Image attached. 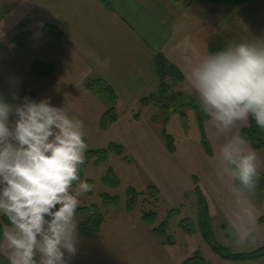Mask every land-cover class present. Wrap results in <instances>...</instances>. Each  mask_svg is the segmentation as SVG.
I'll use <instances>...</instances> for the list:
<instances>
[{"label":"crops","instance_id":"1","mask_svg":"<svg viewBox=\"0 0 264 264\" xmlns=\"http://www.w3.org/2000/svg\"><path fill=\"white\" fill-rule=\"evenodd\" d=\"M250 2L252 0L240 6L219 4L222 15L212 19L204 11L205 6L195 14L193 2L183 7L175 0H0V67L10 70V80L20 76L25 82L28 77L25 84L28 81L31 91L43 85L47 99L53 105L63 107L70 117L83 122L85 139L88 136L99 138L101 133L109 131L127 156L135 160L145 157V170L164 174L152 184L159 189L163 199L176 201L174 199L184 196L178 182L183 166L186 167L188 170L183 174L188 173L190 179L191 175L197 177L212 218L214 214L220 215L221 225L228 231L225 237H230L235 244L232 246L238 249L248 241H257L262 246L264 128L259 127L263 137L261 145L253 146L244 138L243 147L257 153L260 171L257 186L248 193L229 172L219 174L223 167L219 147L225 142L226 135L242 137L241 130L251 123L256 125L254 120L238 122L225 134L218 131L204 114L203 130L209 150L200 142L202 147L196 152L202 159L199 157V164L194 165L196 160L190 158L193 151L188 144L168 151L161 133L163 126L156 123L148 111L159 86L155 69L157 54H162L180 73V76L174 73L171 79L168 78L176 93L174 97L180 100L179 106L190 102L192 108H197L198 99L188 80L189 71L215 48L214 41L220 48L230 42L264 44V38L249 35L241 39L235 36L231 40L232 30L225 27L224 17L229 21L230 8H236L240 13ZM46 24L57 28L61 37L43 40ZM24 32V47L11 50L1 46L11 42L15 34ZM227 36L228 41L224 44L222 38ZM6 59L5 66L3 61ZM35 60L50 66L48 75L37 78L31 73L30 65ZM94 77L105 81L117 96V119L105 129L100 128L99 123L106 105L85 87L86 80ZM141 98H145V102L142 103ZM144 109H147L145 113ZM188 155L192 168L185 163V158L182 161L174 159ZM191 187L194 189L192 179ZM237 191L245 193L249 203L242 204ZM79 218L76 213L77 223ZM78 234V251L71 264H182L185 260L181 252L173 251L172 245L163 243L137 212L112 211L99 233L83 236L78 230ZM0 254L6 256L2 245Z\"/></svg>","mask_w":264,"mask_h":264},{"label":"clouds","instance_id":"2","mask_svg":"<svg viewBox=\"0 0 264 264\" xmlns=\"http://www.w3.org/2000/svg\"><path fill=\"white\" fill-rule=\"evenodd\" d=\"M188 80L218 131L249 119L264 128V44L230 42L192 65ZM245 143L226 135L219 174L229 172L251 193L260 171L257 153ZM87 149L83 122L63 107L46 98L0 96V218L8 222L0 245L8 264H71L80 197L92 188L80 179ZM236 195L249 203L245 193Z\"/></svg>","mask_w":264,"mask_h":264},{"label":"rangeland","instance_id":"3","mask_svg":"<svg viewBox=\"0 0 264 264\" xmlns=\"http://www.w3.org/2000/svg\"><path fill=\"white\" fill-rule=\"evenodd\" d=\"M175 2L177 5L185 6L183 0H175ZM190 2H193L192 4L195 14L203 9V6L206 7L208 5L206 10L204 7V11L207 12L208 17L216 19L222 15L221 8H218L217 6L219 4H212L206 0H190ZM228 17L230 18L229 21L224 17V22L226 23L225 27L232 30V32L230 31L232 34L230 38L231 40L235 36L236 39H241L243 36L248 35L264 38V0H252L246 8H243V10L240 11V13L236 8H230ZM210 25L208 27H210ZM218 33L222 36L220 31ZM16 35L17 34L13 37H16ZM228 38V36L222 38L225 40L224 44L228 41ZM15 43L14 40H11V42H4L1 46L11 50L12 48L18 49L15 47ZM217 45V41H214L213 46L216 48ZM20 56L23 57L24 55L20 54ZM9 58L12 59V56H9ZM7 62L6 59L3 61V64L6 66ZM19 71H21V68L18 69V72ZM9 74L10 70L8 68L3 69L0 67V96H3L4 98H12L13 96L23 98L29 94L28 97L31 99H47L46 88L43 85H38L31 91L28 81L25 84L28 77H25V82L22 81L23 79L20 76L16 78L13 77V80H10ZM168 80L166 81V91L161 93L156 91L153 94L152 105L148 111L154 116L156 123L163 126L166 132L173 136L176 147L178 146L180 149L186 144L189 145V148L193 151L190 155H193L194 157L190 155L187 157L175 156L174 159H181L182 161V159L185 158V163L188 162L187 164H190V167L192 168L193 164L192 162H189L191 159L193 161L196 160L194 165L197 163L199 164L200 155L196 152L197 148L201 146L199 141L198 124L199 122H204V114L200 107L192 108L193 104L190 102H187L186 104L183 103L179 106L180 100L179 98L174 97L176 93ZM143 111L145 113L147 109H144ZM115 138L116 137L107 131L101 133L99 138L88 136L86 138V143L88 144L89 149L106 148L109 143L115 142ZM124 155L126 156L125 159L111 151L106 163L112 167L120 179V184L117 188H109L101 183L100 177L104 175V166H101L98 169L90 165L86 169L83 177L92 179L93 191L91 196L86 195V193L82 194L79 205L89 203V201L95 199L97 200L96 195L101 191H109L110 193L116 192L121 198H123L128 187H132L137 191H145V198L151 203L153 202L155 196H150L147 192L148 186L153 184L154 179L164 177V174L145 170V157H137L138 159L135 160L134 157H131L130 155L127 156L125 151ZM187 170L188 169L183 166V173ZM183 173H180L178 183L183 189L184 196L180 199H174L176 201L168 199L167 197L164 199L160 197V200L156 203L158 217L155 225L166 218V213L169 209L172 208L174 210L168 219L166 228L171 240V243L167 244L173 246L172 249L176 254L181 252L184 260L186 257L198 253L203 258L204 264H235L234 262L221 259L210 250L209 245L202 237L199 228L200 224L201 227L207 229L210 224L212 232L211 238L213 242L229 248L232 252L252 251L261 246L257 241H248L247 243H244V245L239 246L238 249L237 247L235 249V247L232 246L234 243L230 241V237H228V239L225 237V234L228 231L225 227H222V218L220 215L215 216L216 214H214V217L212 218L213 214L210 210V205L207 204L204 189L201 187L203 197H201L202 202L200 203L195 190L191 187L190 175H188V173ZM144 204L146 205V202ZM186 224L187 226H185ZM226 243L231 245H227ZM241 264H264V259L257 258L254 261H247Z\"/></svg>","mask_w":264,"mask_h":264},{"label":"trees","instance_id":"4","mask_svg":"<svg viewBox=\"0 0 264 264\" xmlns=\"http://www.w3.org/2000/svg\"><path fill=\"white\" fill-rule=\"evenodd\" d=\"M185 4H189L190 0H183ZM212 4H229L232 6H240L246 3L248 0H206ZM21 26H19V29ZM61 37L60 31L50 24H46L43 27L42 39L43 40H57ZM14 40L16 48H22L26 45V35L24 33H18ZM221 49L216 47L211 49L210 52ZM155 69L159 81L158 92L166 91V81L168 78L174 76L177 73L180 76L179 71L169 63L162 54H157L155 58ZM31 73L37 77L41 78L50 72V66L43 63L42 61L35 60L30 65ZM167 79V80H166ZM85 87L95 93L106 105V110L99 123L100 128L105 129L111 123L115 122L117 119V112L115 108L117 96L113 89L101 78L94 77L87 79L85 82ZM12 100V98H6ZM38 100V99H35ZM142 103L145 102V98H141ZM136 116V115H135ZM251 123L248 127L241 130V135L245 139H249L253 146H259L263 143L262 133L259 130V126ZM198 130L200 135V142L204 149L209 150L204 130L203 123L199 122ZM163 140L169 152H173L175 149L173 136L166 132L165 128L162 127L161 130ZM113 151L117 155L121 156L123 159L126 158L124 155L123 146L116 142H111L106 148L98 149H87L86 159L83 165L80 166V179L87 181L92 185L91 178H84V173L86 169L92 165L94 168L105 167L104 175L100 177L101 183L108 186L109 188H117L120 184V179L118 175L114 172L110 165H107L108 155ZM191 179L194 185L195 193L201 203L202 191L199 184V180L195 175H191ZM236 181V180H235ZM238 182V181H236ZM92 188L90 191L86 192V195H92ZM145 191H137L132 187H128L125 191V195L121 198L116 192L110 193L109 191H101L96 195L97 200L89 201V203H83L78 206L77 213L80 215L78 221V230L83 236H90L97 234L101 231L103 225L108 221L110 213L112 211L124 209L128 212H137L141 216L142 220L149 226L150 230L156 233L162 240L163 243H171L170 236L167 233V222L170 215L173 213V209H169L166 213V218L155 225L158 217L156 210V203L160 200V191L154 185H149L147 192L150 196L154 195L153 202L151 203L145 198ZM89 196V197H90ZM146 202V205L144 204ZM146 207V208H145ZM6 218H0V228L7 225ZM187 226V224L185 225ZM203 239L209 245L210 250H212L218 257L224 260H229L235 264H241L244 261L256 260L257 258L264 257V245L257 247L252 251L247 252H232L229 248L224 247L220 244L213 242L211 238V226L208 225V229L201 227L199 225ZM0 264H8L7 257L0 254ZM182 264H204L203 258L200 254L195 253L191 256L185 258Z\"/></svg>","mask_w":264,"mask_h":264}]
</instances>
